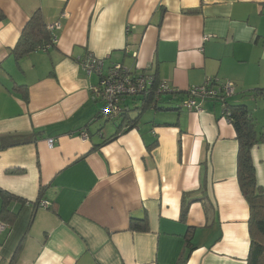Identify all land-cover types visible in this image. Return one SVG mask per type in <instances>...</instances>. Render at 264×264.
<instances>
[{"label":"crops","instance_id":"1","mask_svg":"<svg viewBox=\"0 0 264 264\" xmlns=\"http://www.w3.org/2000/svg\"><path fill=\"white\" fill-rule=\"evenodd\" d=\"M37 9L59 24L56 42L16 60ZM0 12V264H247L249 211L222 103L190 111L165 94L140 115L138 98L108 131L90 93L98 77L81 61L151 74L181 95L230 82L226 109L262 101L264 0H0ZM126 116L139 118L118 132ZM251 155L264 189V144Z\"/></svg>","mask_w":264,"mask_h":264},{"label":"trees","instance_id":"2","mask_svg":"<svg viewBox=\"0 0 264 264\" xmlns=\"http://www.w3.org/2000/svg\"><path fill=\"white\" fill-rule=\"evenodd\" d=\"M3 19L4 16L0 12V21ZM48 25L49 24H46L45 22L41 10L37 9L33 11L22 29L18 42L12 51L16 60H19L34 51H44L53 47L55 44L53 42V37L55 36L54 33L57 30H48ZM176 95L182 96V102L188 99V94L181 95L178 91H176L175 95L172 96ZM254 96L264 97V90H255ZM158 100L154 102L153 95L151 94L143 98L144 104L140 108L142 112L140 115L148 109L151 103L152 106H156ZM227 112V119L235 130L236 140L238 143L236 156L237 182L241 195L246 201L249 211L247 224L250 245L246 263L264 264V189L257 183L256 171L251 155L253 147L264 144V126L260 125L259 121H256V118L253 117L251 110L244 104L229 106L227 107ZM125 114L121 117H125ZM138 118L139 116L134 119L126 116L123 121L118 123V132L121 131L124 133L127 130L133 129L135 127V123L138 121ZM117 120L106 121L115 123ZM117 135L118 134L111 136L109 139L104 141V144L114 140ZM8 199H11V197ZM4 211L5 208H3V212ZM4 224L9 227L7 222ZM146 228V220H132L130 223V229L134 231H145ZM187 239L190 241L191 237L189 236ZM191 250L192 248L189 249V251ZM17 256L18 252L15 254V257ZM186 260L187 256L181 260L180 264H185Z\"/></svg>","mask_w":264,"mask_h":264},{"label":"built area","instance_id":"3","mask_svg":"<svg viewBox=\"0 0 264 264\" xmlns=\"http://www.w3.org/2000/svg\"><path fill=\"white\" fill-rule=\"evenodd\" d=\"M58 23L47 26L50 31L58 30ZM56 42V37H53ZM137 56V54H134ZM81 65L85 73L96 75L98 83L90 88L92 100L100 102L102 108L99 112L100 118L113 121L120 118L123 114L135 109V106H129V101H135L138 98H145L150 94L156 102L162 95H175V89L168 84L156 80V78L147 73L131 70L120 64H114L109 68H104V60L87 55L81 61ZM235 94V85L230 82H220L216 79H206L199 87H194L188 91V99L181 103V106L190 111H198L200 109V101L215 100L222 103L224 114L227 117L228 112L225 102L228 98ZM81 139H86L87 134L81 132ZM54 144L53 139L48 140L49 147ZM41 206L46 207V202H40ZM7 228L6 224L0 222V232Z\"/></svg>","mask_w":264,"mask_h":264},{"label":"rangeland","instance_id":"4","mask_svg":"<svg viewBox=\"0 0 264 264\" xmlns=\"http://www.w3.org/2000/svg\"><path fill=\"white\" fill-rule=\"evenodd\" d=\"M51 25V24H49ZM109 68V67H108ZM107 69V68H106ZM247 100V99H246ZM247 103L245 104L248 108H251V111L253 114H255L259 118V124L264 126V99L259 100L257 102L253 101H246ZM257 112V114H256ZM148 113L145 114V117H148ZM254 116V115H253ZM255 117V116H254ZM103 125L108 127V131H112L113 129V123H109L108 121L105 120V118H100L99 119Z\"/></svg>","mask_w":264,"mask_h":264}]
</instances>
